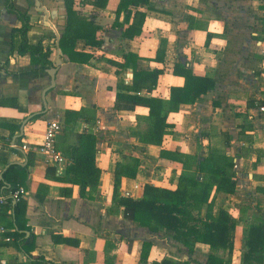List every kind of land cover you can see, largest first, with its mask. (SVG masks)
Wrapping results in <instances>:
<instances>
[{"label":"crops","instance_id":"obj_1","mask_svg":"<svg viewBox=\"0 0 264 264\" xmlns=\"http://www.w3.org/2000/svg\"><path fill=\"white\" fill-rule=\"evenodd\" d=\"M10 2L28 12L27 41L34 46L43 41L44 50L52 52V66L44 69L32 53H20L23 37L18 30L23 22L9 11ZM119 3L120 0H109L105 10L95 9L100 16L94 20L104 29L103 45L94 48L79 41L76 49L94 58L89 64H77L70 62L60 48L67 25L66 0H0V180L6 193L15 187L27 191L23 200L26 212L23 208L21 218L25 238L21 245L32 247L29 256L15 245L5 244L2 254L9 264H36L35 260L41 258L54 264H139L145 239L154 243L150 262L165 256L187 258V253L181 257L178 250L174 252L177 246H183L173 240L163 245L165 241L162 244L157 235L126 221L122 209L118 215L109 214L117 165L125 163L131 148L140 145L133 136L137 117L149 114L145 107L134 111H118L115 107L117 84L124 81L130 85L133 71L125 69L118 76L117 68L108 61L122 62L129 52L141 58L140 69L164 71L154 97L168 100L171 89L184 84L173 73L178 63L187 62L197 76L215 81L214 91L170 114L168 121L175 127L174 133L166 137L165 146L195 155L199 151L196 142L206 151L209 146L225 149L223 133L232 135L228 152L238 166L237 192H213L214 214L222 208L239 221L246 205L250 220L264 216V0H150L149 5L140 8L147 12V19L142 35L134 40L122 38L123 27H113ZM124 18L122 13L118 24H123ZM162 41H166V56L159 63L154 59ZM59 51L62 65L55 88L47 91L52 85L47 71L56 66ZM93 107L97 108L98 123L77 121L73 127L74 134L87 129L98 138L101 182L94 196L82 199L79 187L71 189L47 177V170L53 167L46 164L37 149L48 123L56 121L63 126L57 147L64 155L76 144L74 137L69 144L65 142L66 112ZM37 116L40 117L34 119ZM199 127L205 130L198 135ZM202 134L212 136L200 138ZM25 145L32 150H24ZM160 150L157 146L147 147L137 179L122 180L124 196L134 191L136 182L142 187L149 183L176 188L182 168L164 165L159 160ZM13 165L22 170L8 173ZM67 168L61 173L57 169V175L64 176ZM244 186H249L245 197L241 195ZM63 188L72 190V195L64 196ZM131 197L140 199L142 191ZM3 219L7 215L3 214ZM243 227L239 224L236 228L232 264H241L239 254L246 251ZM198 248L203 254L205 251L204 255L209 252L208 246L198 245L197 251Z\"/></svg>","mask_w":264,"mask_h":264},{"label":"trees","instance_id":"obj_2","mask_svg":"<svg viewBox=\"0 0 264 264\" xmlns=\"http://www.w3.org/2000/svg\"><path fill=\"white\" fill-rule=\"evenodd\" d=\"M109 0H66L67 25L60 39V48L69 61L77 64H89L93 54L76 49L79 41L85 46L101 48L103 27L94 19L100 16L95 9L105 10ZM150 0H120L113 27H123L122 38L134 40L143 33L147 12L140 8L149 5ZM9 11L18 15L23 22L18 33L23 37L20 53H32L42 63L44 69L53 64L50 62L52 52L45 51L43 41L37 45H29L27 34L30 29L28 12L14 3L9 4ZM125 15L124 23L118 24L121 14ZM128 27H125V25ZM189 28H193L190 24ZM166 56V41H162L155 62L163 63ZM141 58L129 52L122 62L109 60L108 63L117 68L116 74L121 75L125 69L133 71L132 83L117 84L116 110L134 111L137 107L149 109L147 116L137 117V129L133 136L140 145L131 148V155L125 163H119L115 171L113 200L109 214L118 215L123 211L126 221L147 229L153 235L165 234L187 250V258L180 259L165 256L150 262L154 243L143 240L139 264H193L198 245L209 247L205 264H232L235 251V233L239 224L243 227V239L246 246L244 264H264V216L252 220L248 218L250 208L244 206L239 221L220 208L214 214L213 192L224 195H234L237 192L239 173L236 170L235 157L228 149L233 140L229 133H223L225 149L208 147L207 153L198 152L195 155L185 154L178 150H170L165 146V139L174 132V124L169 116L178 113L182 105H193L201 97L214 91L216 83L212 78L197 76L192 67L186 63L175 64L173 73L184 80L183 85L173 87L170 98L165 100L154 97L163 70H142L139 68ZM215 105H218L215 103ZM37 116L34 119H38ZM77 121L87 124L98 123L97 108H82L80 111H67L64 122L65 142L74 137L76 144L67 149L64 155L70 159L71 165L64 176L57 175V168H49L47 177L60 184H68L80 188V196L86 199L97 193L102 176V170L97 164L98 138L85 129L80 134H74L73 127ZM211 134H202L200 138H209ZM148 146L160 147L159 160L166 166L177 164L182 168L175 189L156 187L149 183L143 185L142 197L136 199L125 197L122 192V180L137 179L141 172L144 154ZM62 150V148H58ZM21 168L13 165L7 171ZM3 180H0V190H3ZM18 187L12 188L16 190ZM64 196H71L72 190L62 189ZM23 200L14 203L10 201L0 211V222L8 230V236L18 249L30 256V248L22 246L26 227L22 226V210L26 212ZM3 214L7 219H3ZM130 241V240H129ZM64 242H68L65 239ZM32 259V256L30 257ZM36 264H54L43 258L36 259Z\"/></svg>","mask_w":264,"mask_h":264},{"label":"built area","instance_id":"obj_3","mask_svg":"<svg viewBox=\"0 0 264 264\" xmlns=\"http://www.w3.org/2000/svg\"><path fill=\"white\" fill-rule=\"evenodd\" d=\"M62 131L63 126L59 122H49L45 131L43 141L37 149V153L43 156L46 164L50 167L57 168L59 173H61L63 169L69 167L72 164L71 161L65 158V156L57 149V142ZM13 147L16 148L17 145L14 144ZM22 148L26 151L32 150L27 145L23 146ZM236 168H238L237 163ZM142 188L143 187L141 183L136 182L133 186L134 191H127L125 193V197H131L134 192H141ZM26 195L27 191L23 187H18V189L10 191V193H6L3 190H0V211L5 205L9 204L10 201L14 203L20 202L21 200H24ZM8 233L9 230L0 222V264H9V262L3 257L2 254L4 245L11 243L13 240L8 236Z\"/></svg>","mask_w":264,"mask_h":264},{"label":"rangeland","instance_id":"obj_4","mask_svg":"<svg viewBox=\"0 0 264 264\" xmlns=\"http://www.w3.org/2000/svg\"><path fill=\"white\" fill-rule=\"evenodd\" d=\"M203 130H205V129H202V128H200L199 127V130H197L198 131V135L199 134H201V132L203 131ZM196 145H197V150H199V151H197V153L198 152H203V153H207V151L205 150V147H202V146H200L199 145V143L198 142H196ZM196 153V154H197ZM145 158H146V156H145ZM155 168H152L151 170H153V171H155L156 169L159 171L160 169L159 168H156L155 170H154ZM156 170V171H157ZM247 192H249V186H244L243 188H242V191H241V195L243 196V197H245V195L247 194ZM165 234H160V235H157L158 236V238L161 240V243L163 244V242L162 241H165L164 242V244L163 245H166L167 243H169V242H171V240L172 239H168V238H166V236H164ZM243 245H244V247H246L245 246V244H244V242L242 243ZM239 245V244H238ZM167 248H168V245H167ZM202 248V247H201ZM201 248H198V251L197 252H199L200 254H195L194 255V257H195V260H194V262H196L197 264H205L206 263V260H207V255H204L205 254V251H204V254H203V251H202V249ZM179 251V253L181 254L180 256L182 257L185 253H187V250L186 249H184V248H181L180 249V246L178 247L177 246V248L174 250V252H176V251ZM196 252V253H197ZM202 252V253H201ZM240 256L239 257H241V264H244L243 263V259H244V252H242V250H241V254H239ZM236 259V258H235Z\"/></svg>","mask_w":264,"mask_h":264},{"label":"water","instance_id":"obj_5","mask_svg":"<svg viewBox=\"0 0 264 264\" xmlns=\"http://www.w3.org/2000/svg\"><path fill=\"white\" fill-rule=\"evenodd\" d=\"M61 65H62V58H61V52L59 51V53L57 55V59H56V66L53 69H50V70L47 71V73L50 75V77L52 79L51 88H49L47 91H49L50 89L55 88V78H56V74L58 72V69L61 67ZM46 92H44V98H45ZM1 177H2V175H1Z\"/></svg>","mask_w":264,"mask_h":264}]
</instances>
